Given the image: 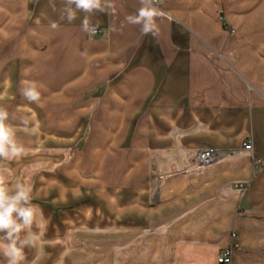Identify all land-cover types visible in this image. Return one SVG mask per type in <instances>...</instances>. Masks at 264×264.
Segmentation results:
<instances>
[{
    "label": "crops",
    "instance_id": "obj_1",
    "mask_svg": "<svg viewBox=\"0 0 264 264\" xmlns=\"http://www.w3.org/2000/svg\"><path fill=\"white\" fill-rule=\"evenodd\" d=\"M113 2L69 23L65 0H0V106L34 150L0 167L46 169L23 264H113L117 246L120 264H218L232 232V264H264V0H159L155 36L125 19L140 0ZM206 148L224 156L194 164Z\"/></svg>",
    "mask_w": 264,
    "mask_h": 264
},
{
    "label": "clouds",
    "instance_id": "obj_2",
    "mask_svg": "<svg viewBox=\"0 0 264 264\" xmlns=\"http://www.w3.org/2000/svg\"><path fill=\"white\" fill-rule=\"evenodd\" d=\"M157 3L159 0H140L141 7L134 15L126 16L127 23L140 25L143 35L152 34L155 36L159 31L156 20L163 15L156 7ZM52 6L55 9V6ZM77 11L86 14L101 12L113 15L116 9L113 0H65L61 20L66 18L71 23L76 19ZM36 23H39V19ZM50 27L55 30L58 29L59 24L52 21ZM81 27L90 36H95L98 31L97 26L90 23L88 15H85L82 20ZM109 27L110 30L116 31L111 24ZM27 74L25 71L24 75ZM44 87L43 84H38L35 81L22 80L20 94L29 103L39 104L41 100L40 89ZM9 118L8 110L0 106V162L15 161L34 151L25 148L17 141L15 129L8 123ZM23 123L27 130L28 122L24 121ZM38 128L39 120L34 116L31 131L35 132ZM45 170L41 166L31 165L25 169L23 178L12 179L14 173L11 169L0 167V256L5 258L7 264H23L26 247L35 248L37 254L42 251L38 241L41 239L40 223L45 218L40 207L32 203V191L34 187L33 177ZM47 170L54 171V169ZM37 214L41 217V221H37ZM34 224L39 229V233L32 231ZM158 231L166 232L167 225L160 226ZM121 251L119 246L113 249L115 254L113 264H120ZM56 264H63V262L57 260Z\"/></svg>",
    "mask_w": 264,
    "mask_h": 264
},
{
    "label": "built area",
    "instance_id": "obj_3",
    "mask_svg": "<svg viewBox=\"0 0 264 264\" xmlns=\"http://www.w3.org/2000/svg\"><path fill=\"white\" fill-rule=\"evenodd\" d=\"M98 28V31L96 34H100L103 32V29ZM244 148L247 150H252L253 149V144L250 140H247L244 142ZM224 156V153L221 151L215 150V149H201L198 150L193 159V163L197 165H203L207 166L210 165L218 160H220ZM240 188H246L247 184L246 183H241L239 184ZM231 246L224 250L218 257V264H232V252L235 249H238L240 247V243L238 241V235L236 232H232L231 234Z\"/></svg>",
    "mask_w": 264,
    "mask_h": 264
},
{
    "label": "rangeland",
    "instance_id": "obj_4",
    "mask_svg": "<svg viewBox=\"0 0 264 264\" xmlns=\"http://www.w3.org/2000/svg\"><path fill=\"white\" fill-rule=\"evenodd\" d=\"M226 30L230 31V32H234V29L232 28H226ZM264 30V27H260V33ZM263 33V32H262ZM109 258H112L111 252H109Z\"/></svg>",
    "mask_w": 264,
    "mask_h": 264
}]
</instances>
